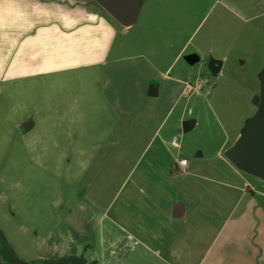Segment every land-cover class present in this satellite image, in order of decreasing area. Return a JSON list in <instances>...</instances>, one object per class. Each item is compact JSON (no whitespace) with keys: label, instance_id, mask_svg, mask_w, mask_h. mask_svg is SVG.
<instances>
[{"label":"rangeland","instance_id":"rangeland-1","mask_svg":"<svg viewBox=\"0 0 264 264\" xmlns=\"http://www.w3.org/2000/svg\"><path fill=\"white\" fill-rule=\"evenodd\" d=\"M190 53L200 61L190 64ZM112 55L105 67L0 83V230L22 260L65 246L100 258L102 186L147 165L150 153L140 155L156 130L170 161L184 157L200 174L236 181L228 149L264 108V0H140ZM209 57L222 61L217 74ZM188 119L196 123L184 132ZM240 173L264 204V179Z\"/></svg>","mask_w":264,"mask_h":264},{"label":"crops","instance_id":"crops-1","mask_svg":"<svg viewBox=\"0 0 264 264\" xmlns=\"http://www.w3.org/2000/svg\"><path fill=\"white\" fill-rule=\"evenodd\" d=\"M127 27L94 0H0V83L105 67ZM165 146L156 130L140 155L150 153L147 165L125 172L117 184H103L101 221L107 224L101 257L92 261L105 264L107 255L125 264L135 254L126 264H264V204L255 197L260 190L241 175L245 171L234 164V182L207 177L184 157L170 161ZM53 253L39 259L89 262L66 246ZM0 264L11 263L2 256Z\"/></svg>","mask_w":264,"mask_h":264},{"label":"water","instance_id":"water-1","mask_svg":"<svg viewBox=\"0 0 264 264\" xmlns=\"http://www.w3.org/2000/svg\"><path fill=\"white\" fill-rule=\"evenodd\" d=\"M103 7L113 18L124 26H131L136 19L140 0H95ZM190 64L200 61L198 53H190L185 56ZM208 68L213 74L221 69L222 61L213 57L208 58ZM156 87L149 90V95H157ZM195 119H188L183 122V131L187 132L194 127ZM25 130H29L33 122L27 120L23 123ZM229 158L241 170L264 179V108L257 118L247 128L246 133L240 134L239 140L234 146L228 149ZM0 237L4 242L7 261L13 264H62L70 259H55L52 261L28 262L18 258L9 247L8 242L0 230ZM77 260V259H74ZM80 264H86L81 262Z\"/></svg>","mask_w":264,"mask_h":264},{"label":"trees","instance_id":"trees-1","mask_svg":"<svg viewBox=\"0 0 264 264\" xmlns=\"http://www.w3.org/2000/svg\"><path fill=\"white\" fill-rule=\"evenodd\" d=\"M95 1V0H94ZM96 2V1H95ZM110 15V14H109ZM111 16V15H110ZM112 17V16H111ZM257 98V97H256ZM255 98V102L257 103V99ZM52 261V260H51ZM10 262V261H9ZM81 262H84L83 261V259L81 258H79V259H77V260H69V261H64L62 264H80ZM11 263V262H10ZM11 264H13V263H11ZM86 264H96V261H90V262H88V263H86Z\"/></svg>","mask_w":264,"mask_h":264},{"label":"built area","instance_id":"built-area-1","mask_svg":"<svg viewBox=\"0 0 264 264\" xmlns=\"http://www.w3.org/2000/svg\"><path fill=\"white\" fill-rule=\"evenodd\" d=\"M202 81H203V80H202ZM202 81L199 80V81L197 82L199 86L201 85ZM190 88H191V85L188 84V89H190ZM172 143H173L174 145H176V146L179 145L178 142H177L176 137H174V138L172 139ZM180 162H181V164L185 165V164L187 163V160H186V159H181ZM96 264H101V263H96Z\"/></svg>","mask_w":264,"mask_h":264},{"label":"flooded vegetation","instance_id":"flooded-vegetation-1","mask_svg":"<svg viewBox=\"0 0 264 264\" xmlns=\"http://www.w3.org/2000/svg\"><path fill=\"white\" fill-rule=\"evenodd\" d=\"M207 62H208V59H207ZM207 64V63H206Z\"/></svg>","mask_w":264,"mask_h":264}]
</instances>
